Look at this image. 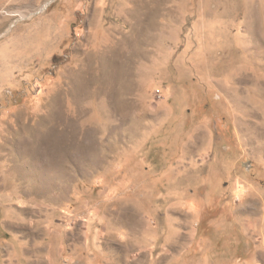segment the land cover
Here are the masks:
<instances>
[{
    "label": "rangeland",
    "instance_id": "obj_1",
    "mask_svg": "<svg viewBox=\"0 0 264 264\" xmlns=\"http://www.w3.org/2000/svg\"><path fill=\"white\" fill-rule=\"evenodd\" d=\"M0 264H264V0H0Z\"/></svg>",
    "mask_w": 264,
    "mask_h": 264
}]
</instances>
